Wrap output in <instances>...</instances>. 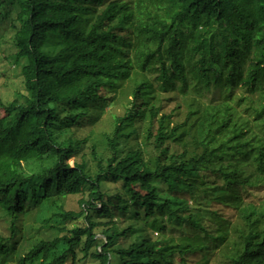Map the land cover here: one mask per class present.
I'll return each instance as SVG.
<instances>
[{
  "label": "trees",
  "instance_id": "16d2710c",
  "mask_svg": "<svg viewBox=\"0 0 264 264\" xmlns=\"http://www.w3.org/2000/svg\"><path fill=\"white\" fill-rule=\"evenodd\" d=\"M0 62V264H264V0H0Z\"/></svg>",
  "mask_w": 264,
  "mask_h": 264
},
{
  "label": "rangeland",
  "instance_id": "374dc122",
  "mask_svg": "<svg viewBox=\"0 0 264 264\" xmlns=\"http://www.w3.org/2000/svg\"><path fill=\"white\" fill-rule=\"evenodd\" d=\"M7 68H8L7 65H3L2 62H0V97L5 102L12 101L15 98V92L17 90H22L21 78H20V68L16 67L14 69H11L12 71H10V72L7 71ZM70 163L72 164L73 160ZM257 195L261 196V198H262L264 196V193H262V192L256 193L255 195L251 196L249 200L255 201ZM66 204H67L68 210L79 211L76 198L68 199ZM44 214H46V210H43V212H41V215L39 217H42ZM48 214H49V211H48ZM237 225L241 229H245L244 225H242L240 222H237ZM98 237L104 238L103 235H101V234H99ZM81 264H87V263L85 262V263H81Z\"/></svg>",
  "mask_w": 264,
  "mask_h": 264
}]
</instances>
